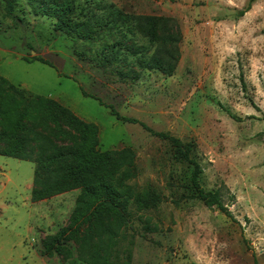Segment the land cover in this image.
<instances>
[{"label":"rangeland","instance_id":"obj_1","mask_svg":"<svg viewBox=\"0 0 264 264\" xmlns=\"http://www.w3.org/2000/svg\"><path fill=\"white\" fill-rule=\"evenodd\" d=\"M248 1L97 0L83 14L96 29L81 40L55 31V19L33 15L26 0H16L12 15L0 0V77L94 124L100 151L133 156L128 184L155 196L144 210L129 202L112 264H264V0L237 17ZM81 8L78 0L77 12ZM143 17L166 20L167 29L179 30L172 75L137 64L157 48L136 32L137 18ZM124 42L142 47V53L127 56L121 61L126 66L103 63L107 50ZM82 91L154 132L194 141L203 169L200 184L222 192L234 219L189 197L191 168L174 157L167 140L118 121ZM27 125L52 137L51 125L39 118ZM27 150L34 158L39 143L28 141ZM33 169L31 161L0 155V264H92L75 236L59 254L45 252L49 238L70 225L80 190L32 203Z\"/></svg>","mask_w":264,"mask_h":264},{"label":"trees","instance_id":"obj_2","mask_svg":"<svg viewBox=\"0 0 264 264\" xmlns=\"http://www.w3.org/2000/svg\"><path fill=\"white\" fill-rule=\"evenodd\" d=\"M4 1L5 13L12 15L16 0ZM95 1L97 0H83V8L77 12L78 0H26L33 15L55 19V31L81 40H89L96 29L83 15L86 8ZM255 1L249 0L245 9L238 12L237 17H242L248 12ZM117 16L126 22V16L118 11ZM165 21L151 17L137 18L136 32L147 38L151 44L157 43L153 55L146 60H138L137 64L142 69H156L166 75H172L178 53L177 47L175 49L174 47L179 42L180 32L167 29ZM159 23L163 26L162 30H167L163 36L158 35L161 31ZM126 43L112 45L103 55V63L107 65L122 63L126 66L121 61L128 57L137 58L142 53V47ZM162 47L170 48V52L163 50ZM31 60L54 67L41 57H32ZM82 94L98 100L100 105L110 109L111 115L118 121L137 124L151 135L167 140L174 157L191 168L185 186L192 193L189 197L200 201L208 209H216L226 217L234 219L223 202L222 192L219 189L205 190L200 184L199 178L203 169L194 156L196 152L194 141L183 142L167 133L154 132L134 118L119 115L113 106L105 105L97 97L84 91ZM36 118L51 125L52 137L59 141H69L70 144L59 145L50 135L32 130L27 122ZM28 141L39 143V153L34 158L27 150ZM0 144L5 145V148L0 149L1 156L34 163L33 189L30 196L32 203L80 190L70 225L58 231L44 244L47 254H59L64 243L75 236L80 238L85 246L84 252L90 253L92 264H112L110 261L112 251L118 243L117 231L121 220L127 216L129 202H134L138 210H144L155 201L153 192L136 191L127 182L135 172L133 156L128 155L126 151H100L98 130L94 124L85 122L58 101L41 95H31L2 77H0ZM230 199L233 200V197L230 196ZM112 219L118 223L117 226H110L109 221ZM91 248L101 251L102 254L99 255L97 252L93 254L95 250ZM126 257L130 259L129 255Z\"/></svg>","mask_w":264,"mask_h":264},{"label":"crops","instance_id":"obj_3","mask_svg":"<svg viewBox=\"0 0 264 264\" xmlns=\"http://www.w3.org/2000/svg\"><path fill=\"white\" fill-rule=\"evenodd\" d=\"M34 62V61H33ZM35 62H37V61H35ZM39 63V62H38Z\"/></svg>","mask_w":264,"mask_h":264}]
</instances>
